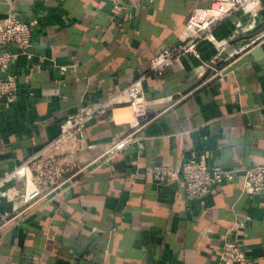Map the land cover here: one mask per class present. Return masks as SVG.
I'll use <instances>...</instances> for the list:
<instances>
[{
  "label": "crops",
  "instance_id": "0c3cea01",
  "mask_svg": "<svg viewBox=\"0 0 264 264\" xmlns=\"http://www.w3.org/2000/svg\"><path fill=\"white\" fill-rule=\"evenodd\" d=\"M212 1L0 0V19H37L33 55L10 67L16 100L0 104V174L58 136L69 115L118 96L154 54L181 40L191 12ZM215 32L220 48L203 39L200 57L143 78L147 96L161 100L150 119L117 102L89 121L75 156L87 166L62 190L25 202L21 184L18 194L8 189L0 264H220L226 237L245 249L246 264H264V189H242L245 168L264 164V0L257 13L237 11ZM205 152L209 164L233 168V180L197 197L181 180L156 181V165Z\"/></svg>",
  "mask_w": 264,
  "mask_h": 264
},
{
  "label": "built area",
  "instance_id": "2783aa9c",
  "mask_svg": "<svg viewBox=\"0 0 264 264\" xmlns=\"http://www.w3.org/2000/svg\"><path fill=\"white\" fill-rule=\"evenodd\" d=\"M263 0H213L206 8H195L189 15L181 40L167 46L152 56L148 70L132 81L118 96L106 104L84 106L77 113L65 118L61 131L55 138L45 143L37 152L21 163L6 168L0 174V199L8 189L19 192L21 184L25 202L37 201L51 192L62 190L63 184L75 173L87 165L76 160L77 153L84 148L83 137L89 121L101 110L117 102H128L138 119L146 121L152 117L153 106L161 102L158 98L147 96L143 87V78L150 73L161 75L167 67L181 61L189 54L200 57L198 44L203 39L213 41L218 48L224 40L217 38L216 27L237 11L257 13ZM122 6L114 5V11L120 13ZM37 19L24 20L16 12H9L0 19V69L6 70L0 78V104L11 106L18 94V74L10 71L20 54L31 57L34 53V28ZM14 43L18 50L8 49L6 45ZM208 64L197 67L199 75H204ZM209 152L199 157L183 159L176 166L158 164L154 167V177L159 183L181 180L185 184L189 197L207 193L213 184L224 180H233L234 169L222 165H211L207 161ZM14 182L12 186L7 185ZM242 189L257 192L264 189V164L245 168ZM220 264H246L247 254L237 239L226 237L219 254Z\"/></svg>",
  "mask_w": 264,
  "mask_h": 264
},
{
  "label": "water",
  "instance_id": "95a60500",
  "mask_svg": "<svg viewBox=\"0 0 264 264\" xmlns=\"http://www.w3.org/2000/svg\"><path fill=\"white\" fill-rule=\"evenodd\" d=\"M251 56L250 55H247V56H243L240 58V60L238 61V64L242 63V62H245V61H248V60H251ZM237 64H232L226 71H230L232 69L235 68Z\"/></svg>",
  "mask_w": 264,
  "mask_h": 264
}]
</instances>
